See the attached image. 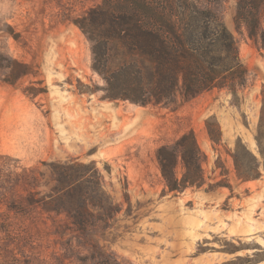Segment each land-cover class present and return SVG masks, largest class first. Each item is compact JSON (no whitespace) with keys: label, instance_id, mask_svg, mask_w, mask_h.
Wrapping results in <instances>:
<instances>
[{"label":"rangeland","instance_id":"rangeland-1","mask_svg":"<svg viewBox=\"0 0 264 264\" xmlns=\"http://www.w3.org/2000/svg\"><path fill=\"white\" fill-rule=\"evenodd\" d=\"M102 1L0 0V264H102L109 256L123 264H264V172L241 182L232 157L239 137L259 155L264 47L237 28V0H220L218 9L248 69L246 85L236 95L214 87L146 105L104 97L92 43L76 23ZM15 61L28 72L17 77ZM212 116L219 142L207 127ZM189 130L206 182L175 193L157 150ZM66 161L97 166L120 207L113 217L82 230L66 212L44 208L55 163Z\"/></svg>","mask_w":264,"mask_h":264},{"label":"trees","instance_id":"trees-1","mask_svg":"<svg viewBox=\"0 0 264 264\" xmlns=\"http://www.w3.org/2000/svg\"><path fill=\"white\" fill-rule=\"evenodd\" d=\"M219 2L103 0L77 18L92 43L93 68L105 80L104 97L146 105L178 103L180 97L187 100L214 87H227L236 95L247 83L248 69ZM263 7L264 0H237L235 21L239 30L245 27L264 47ZM15 62L17 77L28 72L24 63ZM206 123L213 141L219 142L218 121L212 116ZM255 137L259 155L241 137L232 152L241 182L264 172V100ZM157 157L169 191L205 184L203 151L193 130L160 146ZM55 172L57 182L42 201L45 209L66 212L82 230L99 216L110 219L119 211L93 162H57ZM227 185L232 188L230 182ZM104 260L102 264H123L113 256Z\"/></svg>","mask_w":264,"mask_h":264}]
</instances>
